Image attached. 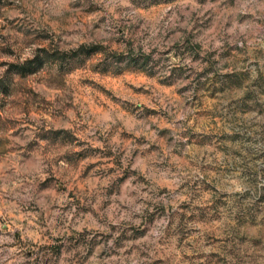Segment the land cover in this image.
Instances as JSON below:
<instances>
[{"label":"rangeland","instance_id":"rangeland-1","mask_svg":"<svg viewBox=\"0 0 264 264\" xmlns=\"http://www.w3.org/2000/svg\"><path fill=\"white\" fill-rule=\"evenodd\" d=\"M0 264H264V0H0Z\"/></svg>","mask_w":264,"mask_h":264},{"label":"trees","instance_id":"trees-1","mask_svg":"<svg viewBox=\"0 0 264 264\" xmlns=\"http://www.w3.org/2000/svg\"><path fill=\"white\" fill-rule=\"evenodd\" d=\"M34 62L37 63V61L31 60V61H27L26 63L22 65H18V64L15 65L16 70L18 71L17 73L24 76V75H28V74L36 72L39 69L41 62L37 64H34Z\"/></svg>","mask_w":264,"mask_h":264}]
</instances>
